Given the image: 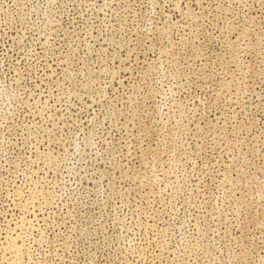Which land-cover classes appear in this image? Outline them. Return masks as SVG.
<instances>
[{"label": "rangeland", "instance_id": "rangeland-1", "mask_svg": "<svg viewBox=\"0 0 264 264\" xmlns=\"http://www.w3.org/2000/svg\"><path fill=\"white\" fill-rule=\"evenodd\" d=\"M0 264H264V0H0Z\"/></svg>", "mask_w": 264, "mask_h": 264}]
</instances>
